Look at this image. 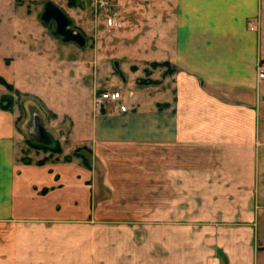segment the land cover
I'll use <instances>...</instances> for the list:
<instances>
[{"label": "crops", "instance_id": "crops-1", "mask_svg": "<svg viewBox=\"0 0 264 264\" xmlns=\"http://www.w3.org/2000/svg\"><path fill=\"white\" fill-rule=\"evenodd\" d=\"M145 19L157 31L145 43L148 61L171 65L173 74L160 71L157 86H133L125 113L109 106L101 113L94 97L91 136L73 149L65 148L74 121L58 136L52 122L44 125L48 147L60 152L23 163L17 112L0 109V223L22 220L23 204L76 199L70 184L85 179V161L145 181V147H154L163 186L188 188L190 204L222 207L225 263L264 264V0H146ZM24 129L30 143L47 147L33 141L31 116Z\"/></svg>", "mask_w": 264, "mask_h": 264}, {"label": "rangeland", "instance_id": "rangeland-1", "mask_svg": "<svg viewBox=\"0 0 264 264\" xmlns=\"http://www.w3.org/2000/svg\"><path fill=\"white\" fill-rule=\"evenodd\" d=\"M145 3L111 0L108 11H98L95 0H0V76L19 92L0 84V100L17 112L23 163H42L59 153L58 147L53 151L28 141L24 128L31 113H38L43 125L54 122L56 136L61 129L67 135L74 121L68 152L91 136L96 95L121 92L125 98L109 103L114 110L133 86H157L165 79L160 71L173 74L171 65L148 61L145 43L157 31L145 19ZM48 5L63 11L69 30L83 36L84 45L63 41L56 20H43ZM149 149L145 181H133V173H106L85 161L80 163L85 179L70 184L76 199L23 204L22 220L0 223V264H227L222 207L190 204L188 188L176 190L171 181L163 186L155 148ZM82 150H73L68 159Z\"/></svg>", "mask_w": 264, "mask_h": 264}, {"label": "water", "instance_id": "water-1", "mask_svg": "<svg viewBox=\"0 0 264 264\" xmlns=\"http://www.w3.org/2000/svg\"><path fill=\"white\" fill-rule=\"evenodd\" d=\"M50 18H54L58 26V35L63 38L65 42H74L80 46L84 45V38L80 34H74L69 27L71 25L68 17L59 8L48 5L45 14L43 15V20L48 21ZM31 120L36 125V136H32L33 141L46 145L52 146L51 136L48 134L47 129L43 125L41 116L38 113H31Z\"/></svg>", "mask_w": 264, "mask_h": 264}, {"label": "built area", "instance_id": "built-area-1", "mask_svg": "<svg viewBox=\"0 0 264 264\" xmlns=\"http://www.w3.org/2000/svg\"><path fill=\"white\" fill-rule=\"evenodd\" d=\"M111 0H95V6L98 11H108L110 8ZM109 26H113V22L109 21ZM260 78H264V73H260ZM122 99L121 92L117 91H105L99 95L95 96V106L98 110H102L109 106V103H115ZM119 110L123 113L127 112L126 106L121 105Z\"/></svg>", "mask_w": 264, "mask_h": 264}, {"label": "trees", "instance_id": "trees-1", "mask_svg": "<svg viewBox=\"0 0 264 264\" xmlns=\"http://www.w3.org/2000/svg\"><path fill=\"white\" fill-rule=\"evenodd\" d=\"M167 65L168 64H163V66H167ZM0 84L3 85L4 87H6L11 92H15V93L17 92V93H19L17 90H15V88L12 85L8 84L6 82V80L2 76H0ZM2 102H3V104L1 105ZM5 102H7V101L4 98H2L0 100V109L1 110H4V111H10V112H12V109L10 107H8L9 105L8 106H6V105L3 106ZM42 147H45V146H42ZM46 148H49V150L51 149L53 151L56 150V148L54 149V147L52 148V147H48L47 146ZM57 150L60 152V148L59 147H58Z\"/></svg>", "mask_w": 264, "mask_h": 264}]
</instances>
